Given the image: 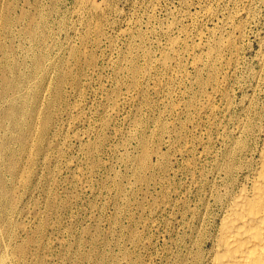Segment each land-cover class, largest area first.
<instances>
[{"label":"rangeland","instance_id":"obj_1","mask_svg":"<svg viewBox=\"0 0 264 264\" xmlns=\"http://www.w3.org/2000/svg\"><path fill=\"white\" fill-rule=\"evenodd\" d=\"M0 122V264H192L263 136L264 0H0Z\"/></svg>","mask_w":264,"mask_h":264},{"label":"bare ground","instance_id":"obj_2","mask_svg":"<svg viewBox=\"0 0 264 264\" xmlns=\"http://www.w3.org/2000/svg\"><path fill=\"white\" fill-rule=\"evenodd\" d=\"M247 134H245L244 141L241 140L244 143V148H243L244 158L248 157L247 159L243 158L244 159V176L242 178H244V180L243 181L238 180L240 182L238 184L237 178L236 176H234L235 174H237L235 172L240 167L239 165L238 166L231 165L226 170H224L226 173L225 175L227 176L228 184L225 183L227 186H226V189H224L225 191L223 192V194L218 193L216 196V200L220 202V204L222 205V212L219 216V219L215 221V227H214L215 231L210 233L209 236H207V234L209 233L208 232L206 234L207 236L206 239L204 240L202 239V242L200 241L201 244L198 242L200 244V247L202 248V247H206L207 242L210 241L209 243L210 247L206 250L207 254L205 255L203 253L202 254L197 253L196 256L193 254L195 258L193 259L194 261L192 264H264V131L262 133L263 136L261 137L260 142L256 143L255 146L251 145V141H252L250 139L251 136ZM247 153H249V155H247ZM217 191L219 190L217 189Z\"/></svg>","mask_w":264,"mask_h":264}]
</instances>
